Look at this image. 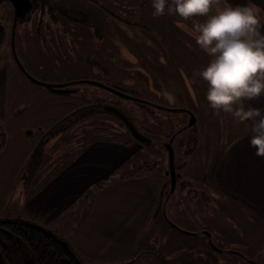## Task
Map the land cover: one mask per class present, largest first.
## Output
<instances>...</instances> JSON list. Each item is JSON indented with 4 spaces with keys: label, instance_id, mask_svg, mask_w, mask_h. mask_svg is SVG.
Segmentation results:
<instances>
[{
    "label": "rangeland",
    "instance_id": "1",
    "mask_svg": "<svg viewBox=\"0 0 264 264\" xmlns=\"http://www.w3.org/2000/svg\"><path fill=\"white\" fill-rule=\"evenodd\" d=\"M30 2L25 23L11 3L0 4V220L37 226L74 251L72 235L109 185L124 179L128 188V182L166 175L151 234L143 237L191 242L193 252L230 245L262 256L264 216L217 189L218 156L229 143L231 121L205 115L216 112L199 76L209 57L191 34L204 17L185 20L168 14L167 6L157 16L152 0H40L38 10ZM107 106L149 142L133 138ZM205 125L214 134L195 149L197 126ZM203 146L206 154L199 156ZM208 190L213 194L202 200ZM142 216L134 208L119 218ZM164 220L168 225L161 226ZM184 229H198V237H182ZM203 230L212 233L211 244L200 239ZM216 233L226 242H216ZM151 250L162 253L163 242ZM211 254L209 264H239L227 263L226 253Z\"/></svg>",
    "mask_w": 264,
    "mask_h": 264
},
{
    "label": "crops",
    "instance_id": "2",
    "mask_svg": "<svg viewBox=\"0 0 264 264\" xmlns=\"http://www.w3.org/2000/svg\"><path fill=\"white\" fill-rule=\"evenodd\" d=\"M1 3L10 4L7 0H0ZM222 3L233 6L251 3L257 6L261 10V31H264V0H222ZM38 4H41L40 0H36V10H38ZM41 10L45 11V7L41 6ZM27 18L28 13L24 19L20 20L25 23ZM183 78L185 80L187 76L183 74ZM55 93L61 94L59 92ZM244 106L246 108L264 109V96L254 101L245 102ZM172 108L174 107H170V109ZM205 115L211 116L215 120L219 119L218 115L219 117L224 116L231 121L229 143L223 154L218 156L220 164L216 169L218 170V191H221L232 200H240L253 213L264 216V156L257 155L250 146L251 123L239 121L231 113L206 112ZM214 131L215 127L213 125H205L200 128L197 126L195 149L197 143H201L199 145L201 146L210 134H214ZM204 147L199 152V156L206 154ZM166 179V175H159L151 177L145 182L142 181V185L136 181L128 182L126 183L128 188H124V179H117L109 185L110 187L100 197L103 200L96 205H92L90 212L84 214L80 222L81 225L72 235L73 245L71 246L77 256L87 264H179L182 261L190 262V264H209L214 257L211 253H215V255L226 253L227 263L230 262V258H234L239 260V264H258V262L264 264V254L262 252V256L258 254L255 257H249L241 252H236L234 246L230 249V245L227 249L216 245L214 246L216 249L203 246L200 251L193 252L191 248L194 245L191 242L166 238L160 240L159 237H156V242H153V240L151 241V235L143 237L146 233L151 234L155 211L163 201V187ZM125 192L131 195H125ZM212 194L211 190H208L207 193L201 191L202 200L205 198L209 200ZM172 195L170 194L165 201L167 199L170 201ZM134 208H140L143 216L131 218L126 222L123 218H119L121 213L123 214ZM149 214H151V219ZM164 223L168 225V222L164 220L161 226ZM184 231H180L184 235L182 237H198V229H184ZM203 231L207 232L204 233V237L201 236L202 238H200L203 244H211L212 233L206 230ZM243 231L246 232L245 229ZM230 234L234 238L228 239V244H234V239L237 236L235 233ZM142 238L147 239L141 240ZM215 239L216 242H226V238H219L218 233L215 234ZM160 242L164 244L162 253L151 250V245ZM175 246H179V250ZM167 247L172 250H168Z\"/></svg>",
    "mask_w": 264,
    "mask_h": 264
},
{
    "label": "clouds",
    "instance_id": "3",
    "mask_svg": "<svg viewBox=\"0 0 264 264\" xmlns=\"http://www.w3.org/2000/svg\"><path fill=\"white\" fill-rule=\"evenodd\" d=\"M152 6L157 16L167 6L168 14L185 20L204 17L203 22H194L191 34L209 57L199 71L207 83L206 100L214 111L250 122V146L264 156V109L244 106L264 96L261 10L251 3L233 6L222 0H152Z\"/></svg>",
    "mask_w": 264,
    "mask_h": 264
},
{
    "label": "trees",
    "instance_id": "4",
    "mask_svg": "<svg viewBox=\"0 0 264 264\" xmlns=\"http://www.w3.org/2000/svg\"><path fill=\"white\" fill-rule=\"evenodd\" d=\"M48 88L60 87L49 85ZM30 161L31 157L27 163ZM59 241L29 223L0 220V252L5 264H73Z\"/></svg>",
    "mask_w": 264,
    "mask_h": 264
},
{
    "label": "water",
    "instance_id": "5",
    "mask_svg": "<svg viewBox=\"0 0 264 264\" xmlns=\"http://www.w3.org/2000/svg\"><path fill=\"white\" fill-rule=\"evenodd\" d=\"M8 2H10L13 6L14 9V15L19 18V19H24L25 15L28 13V11L32 8V3L30 2V0H7ZM2 28L0 27V32H1ZM40 85H43L45 87H48L49 85L47 84H43L41 82L38 81H34ZM57 90V92L59 93H69V91L63 90L62 89H54ZM105 110H108L110 112H112L113 114H115L117 117H119V119L122 121V123L126 126L127 130L129 131V133L132 135L133 138H135L137 141L139 142H143V143H147L149 142L148 139H146L144 136H142L134 127V125L130 122V120L124 116L120 111L112 108V107H105ZM193 117L191 116V121L190 124L193 123ZM170 150V149H169ZM170 152V171H169V178H170V182H171V191L174 188V184L176 181V175L173 169V164H172V153ZM60 245L64 248V250L66 252H70L69 248L67 247V244L65 242L59 241ZM76 263L78 264V261L76 260ZM0 264H5L3 257L1 255L0 252Z\"/></svg>",
    "mask_w": 264,
    "mask_h": 264
},
{
    "label": "flooded vegetation",
    "instance_id": "6",
    "mask_svg": "<svg viewBox=\"0 0 264 264\" xmlns=\"http://www.w3.org/2000/svg\"><path fill=\"white\" fill-rule=\"evenodd\" d=\"M67 247H68V245H67ZM68 248H69V247H68ZM69 251H70V252H67V253H69L70 258H72L73 264H77V263H76V260L78 261V264H87L86 262H83V261L81 260V258H79V257L77 256V254H76L71 248H69Z\"/></svg>",
    "mask_w": 264,
    "mask_h": 264
}]
</instances>
